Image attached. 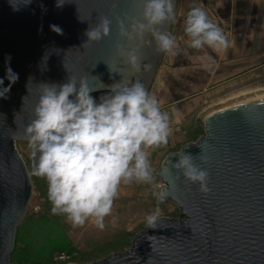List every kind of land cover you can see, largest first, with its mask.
Instances as JSON below:
<instances>
[{"label": "water", "instance_id": "obj_1", "mask_svg": "<svg viewBox=\"0 0 264 264\" xmlns=\"http://www.w3.org/2000/svg\"><path fill=\"white\" fill-rule=\"evenodd\" d=\"M11 3L19 10L14 11L9 0H0L2 87L9 86V66L19 76L6 98H0V264H11L17 229L33 194L16 144L27 141L23 131L33 118L40 83L61 84L75 75L87 77L90 87H102L100 82L111 86L124 77L140 80L150 91L163 57L150 33L132 42L140 47L142 65L150 68L134 71L116 52L118 43L126 48L130 44L119 37L117 19L139 17L144 0H65L60 8L57 0ZM175 5L177 9L178 0ZM101 16L112 20L110 35L82 47L85 32ZM171 26L164 29L170 31ZM108 94V87L91 93L97 102ZM204 125L205 136L179 152L197 157L195 163L209 172L210 192L201 193L182 173L174 189L168 186L170 161L179 160V152L170 154L158 177L169 187L167 201L179 209L180 218H160L156 229L146 226L135 237L131 250L93 264H264V96L216 113ZM199 145L209 158L206 164L198 157Z\"/></svg>", "mask_w": 264, "mask_h": 264}, {"label": "clouds", "instance_id": "obj_2", "mask_svg": "<svg viewBox=\"0 0 264 264\" xmlns=\"http://www.w3.org/2000/svg\"><path fill=\"white\" fill-rule=\"evenodd\" d=\"M9 3L14 11L19 10L11 0ZM30 3L28 0L26 4ZM64 3L65 0H57L56 7ZM176 20L175 0H144L139 17L117 19L119 37L130 42L127 48L118 43L117 54L134 71H140L142 66L150 68L142 65L140 47L132 46V42L142 40L149 33L158 53L176 54L177 37L164 29ZM111 25L112 20L107 16L99 17L95 26L90 25L85 32L87 41L82 47L108 37ZM50 27L62 34L58 26ZM183 32L188 46L195 50L208 47L219 51L230 45L228 36L200 6L194 5L186 13ZM6 59L10 65L11 56ZM109 70L113 72L110 67ZM6 78L10 82L6 88L2 87L4 79H0V98H6L19 76L9 66ZM100 84L102 87H90L87 77L78 79L75 75L61 84L40 83L33 118L23 131L33 161L30 174L46 180L53 215L65 217L73 227L93 223L100 230H104L106 218L113 214L122 185H148L157 206L144 221L148 229H156L162 215L160 205L170 191L156 181L150 150L168 145L172 134L170 115L138 79L123 77L111 86ZM106 87L110 94L101 96L97 102L91 93ZM201 149L198 157L206 164L209 158L204 148ZM176 156L177 163L170 161L176 174L168 170V186L174 189L182 173L186 181L198 184L199 191L208 194L209 172L195 163L197 157L184 151Z\"/></svg>", "mask_w": 264, "mask_h": 264}, {"label": "rangeland", "instance_id": "obj_3", "mask_svg": "<svg viewBox=\"0 0 264 264\" xmlns=\"http://www.w3.org/2000/svg\"><path fill=\"white\" fill-rule=\"evenodd\" d=\"M203 3L206 5L205 0H178L177 20L172 23L170 32L177 37L176 52L179 58L182 57V52L188 43V38L183 32V20L192 6L202 7L210 19L223 31L225 30L223 20L219 16L220 11L214 6L215 1L210 0L207 8L202 6ZM182 64V59L174 63V55L163 54L150 91L153 89L155 93H159V90L178 86L179 95L189 94L188 91L183 90L184 80L182 73L179 72L182 68L173 69ZM218 82L219 80L216 79L204 80L197 88L210 86V90L213 91L223 84ZM232 83L233 88L222 90L224 93L212 94L207 102L202 100L197 112L186 120L185 129L182 128L179 133L172 131L167 146L150 150V159L157 176L164 160L170 154L179 152L183 146L195 143L205 136L203 119L211 109L219 107V104L227 100L264 89V64H251V72L240 74L232 80ZM174 98L170 96L167 100ZM16 147L30 174L33 161L28 142L18 141ZM30 177L33 194L27 212L17 229L11 264H93L111 255L123 254L132 249L135 237L146 227L144 217L157 206L148 185L136 183L122 185L114 204L113 214L105 220L104 230L98 229L93 223H87L83 227H73L65 217L52 214V205L47 197L46 180L31 174ZM160 207L161 218L171 220L180 218L179 209L173 203L166 200ZM62 254H66L69 261L55 260L57 255Z\"/></svg>", "mask_w": 264, "mask_h": 264}, {"label": "crops", "instance_id": "obj_4", "mask_svg": "<svg viewBox=\"0 0 264 264\" xmlns=\"http://www.w3.org/2000/svg\"><path fill=\"white\" fill-rule=\"evenodd\" d=\"M205 1L206 5L203 3L202 6L207 8L210 0ZM214 1L225 25L224 33L229 38V47L219 51L208 47L195 50L187 43L182 57L179 58L177 52L174 54V63L182 59V66L173 69L182 68L179 72L184 80L183 90L189 94L179 95L178 86L159 90V93L153 89L150 91L159 100L162 110L169 113L171 130L177 133L185 129L186 120L197 112L202 100L207 102L212 94L233 88L232 80L240 74H249L251 64H264V0ZM213 79L223 84L213 91L210 86L197 88L200 82ZM170 96L175 98L168 101ZM156 181L163 184L157 173Z\"/></svg>", "mask_w": 264, "mask_h": 264}, {"label": "bare ground", "instance_id": "obj_5", "mask_svg": "<svg viewBox=\"0 0 264 264\" xmlns=\"http://www.w3.org/2000/svg\"><path fill=\"white\" fill-rule=\"evenodd\" d=\"M263 96H264V89L258 90V91H255V92H252V93H249V94H245L243 96L234 98L232 100H227L225 102H222L221 104H219V107L211 109L210 112L205 114L203 120H206L209 117H211L212 115H214L216 113H219V112H221V111H223V110H225L227 108H230V107H233V106H236V105H239V104H243V103H246L247 101L254 100L255 98H260V97H263Z\"/></svg>", "mask_w": 264, "mask_h": 264}, {"label": "built area", "instance_id": "obj_6", "mask_svg": "<svg viewBox=\"0 0 264 264\" xmlns=\"http://www.w3.org/2000/svg\"><path fill=\"white\" fill-rule=\"evenodd\" d=\"M55 260L58 262H67L69 261V257L66 254L57 255Z\"/></svg>", "mask_w": 264, "mask_h": 264}]
</instances>
